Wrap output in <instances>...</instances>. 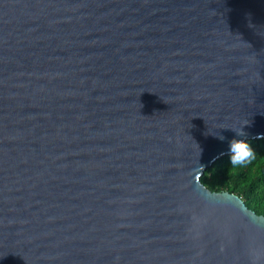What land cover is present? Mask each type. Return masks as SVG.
<instances>
[{
  "label": "water",
  "instance_id": "obj_1",
  "mask_svg": "<svg viewBox=\"0 0 264 264\" xmlns=\"http://www.w3.org/2000/svg\"><path fill=\"white\" fill-rule=\"evenodd\" d=\"M262 138L264 0H0V264H264Z\"/></svg>",
  "mask_w": 264,
  "mask_h": 264
},
{
  "label": "trees",
  "instance_id": "obj_2",
  "mask_svg": "<svg viewBox=\"0 0 264 264\" xmlns=\"http://www.w3.org/2000/svg\"><path fill=\"white\" fill-rule=\"evenodd\" d=\"M254 158L243 165L230 163V155L216 160L201 177L202 184L212 192L228 191L239 196L246 206L264 216V139L247 140Z\"/></svg>",
  "mask_w": 264,
  "mask_h": 264
},
{
  "label": "clouds",
  "instance_id": "obj_3",
  "mask_svg": "<svg viewBox=\"0 0 264 264\" xmlns=\"http://www.w3.org/2000/svg\"><path fill=\"white\" fill-rule=\"evenodd\" d=\"M237 136L244 137L246 133L243 128L240 131L235 132ZM220 140H224L223 136L219 137ZM230 147V163L234 166L243 165L254 158V151L251 146L244 139H233L229 143Z\"/></svg>",
  "mask_w": 264,
  "mask_h": 264
}]
</instances>
